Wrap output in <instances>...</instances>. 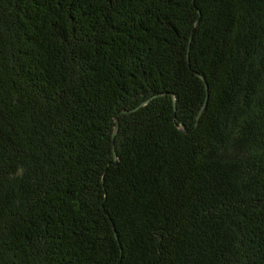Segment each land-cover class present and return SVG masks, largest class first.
Returning a JSON list of instances; mask_svg holds the SVG:
<instances>
[{
	"label": "trees",
	"instance_id": "1",
	"mask_svg": "<svg viewBox=\"0 0 264 264\" xmlns=\"http://www.w3.org/2000/svg\"><path fill=\"white\" fill-rule=\"evenodd\" d=\"M0 264H264V0H0Z\"/></svg>",
	"mask_w": 264,
	"mask_h": 264
},
{
	"label": "water",
	"instance_id": "2",
	"mask_svg": "<svg viewBox=\"0 0 264 264\" xmlns=\"http://www.w3.org/2000/svg\"><path fill=\"white\" fill-rule=\"evenodd\" d=\"M136 109H137V108H136ZM136 109H134V110H136ZM201 112H202V111H200L198 117L201 115ZM115 133H116V129H115V132H114L113 136L115 135ZM114 163H115V165L117 164L116 162H114Z\"/></svg>",
	"mask_w": 264,
	"mask_h": 264
}]
</instances>
